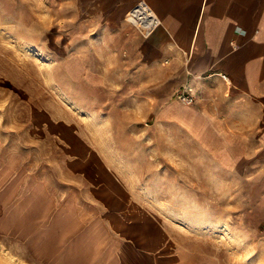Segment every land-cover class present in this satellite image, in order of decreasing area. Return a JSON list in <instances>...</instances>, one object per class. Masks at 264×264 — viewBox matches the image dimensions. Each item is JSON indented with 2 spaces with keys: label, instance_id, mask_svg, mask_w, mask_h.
Returning <instances> with one entry per match:
<instances>
[{
  "label": "rangeland",
  "instance_id": "374dc122",
  "mask_svg": "<svg viewBox=\"0 0 264 264\" xmlns=\"http://www.w3.org/2000/svg\"><path fill=\"white\" fill-rule=\"evenodd\" d=\"M118 1L0 0V264H264V166L124 135L67 77L77 50L126 46ZM116 146L134 157L104 167L91 152Z\"/></svg>",
  "mask_w": 264,
  "mask_h": 264
},
{
  "label": "crops",
  "instance_id": "0c3cea01",
  "mask_svg": "<svg viewBox=\"0 0 264 264\" xmlns=\"http://www.w3.org/2000/svg\"><path fill=\"white\" fill-rule=\"evenodd\" d=\"M140 1L159 21L151 35L125 25L118 35L125 40L122 50H77L64 63L67 77L90 89L98 112L105 105L120 112L114 125L124 135L151 128L160 137H185L220 167L248 161V166H264V0L118 3L129 12ZM105 21L103 15L92 16V23ZM182 87L193 90L192 105L173 98ZM64 94L70 100L76 96L69 89ZM91 152L104 167L134 157L117 146ZM140 152L133 149L134 155Z\"/></svg>",
  "mask_w": 264,
  "mask_h": 264
},
{
  "label": "built area",
  "instance_id": "2783aa9c",
  "mask_svg": "<svg viewBox=\"0 0 264 264\" xmlns=\"http://www.w3.org/2000/svg\"><path fill=\"white\" fill-rule=\"evenodd\" d=\"M126 21L143 37L150 36L159 26L158 19L144 1H140L132 7L126 15ZM173 98L184 105H192L194 102L193 90L190 87H182L174 94Z\"/></svg>",
  "mask_w": 264,
  "mask_h": 264
}]
</instances>
